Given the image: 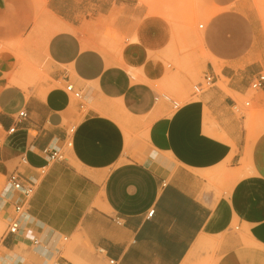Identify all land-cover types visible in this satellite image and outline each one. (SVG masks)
Here are the masks:
<instances>
[{"label": "crops", "instance_id": "1", "mask_svg": "<svg viewBox=\"0 0 264 264\" xmlns=\"http://www.w3.org/2000/svg\"><path fill=\"white\" fill-rule=\"evenodd\" d=\"M83 5L46 0L54 30L27 36L25 56L44 71V93L9 84L20 63L0 54V195L9 173L35 178L44 169L18 233L3 228L1 264H264V130L248 142L233 114V98L249 91L264 105V83L250 88L264 76L261 12L252 0H214L202 38L221 62L218 74L204 64L200 79L213 84L177 105L156 89L173 72L161 60L137 59L142 47L108 54L90 44L86 29L104 16L88 17ZM53 147L62 161L42 153ZM204 239L214 251L189 255Z\"/></svg>", "mask_w": 264, "mask_h": 264}, {"label": "rangeland", "instance_id": "2", "mask_svg": "<svg viewBox=\"0 0 264 264\" xmlns=\"http://www.w3.org/2000/svg\"><path fill=\"white\" fill-rule=\"evenodd\" d=\"M0 0V8L4 16L0 17V54H10L20 63L18 71L14 72L16 79L23 83V88L37 89L44 93L47 89L41 83L47 79L44 71L31 64L25 56V50L30 31L48 35L55 28L56 22L45 9L46 0H15L17 5H9ZM254 8L264 17V0H252ZM88 17L95 18L97 12L103 14L97 22V27L86 29L90 44L104 53L118 52L123 48L142 49L137 54L141 60L153 57L169 66V73L163 84H157L158 94L172 99L177 105L196 98L192 96V88L199 82L204 64H210L218 74L221 62L213 55L203 51V34L215 14L214 0H83ZM252 8V6H251ZM168 9V10H167ZM167 13L169 16H167ZM167 20L170 23V37L167 39ZM96 25V24H95ZM198 25L202 28L199 29ZM264 27V22H263ZM28 32V34H27ZM42 32V33H41ZM31 43V42H30ZM150 45H157L158 53H150ZM168 46V47H167ZM199 66V68H198ZM198 68V69H197ZM196 73V74H195ZM189 79L185 88L181 82ZM13 79L9 84H13ZM254 91H249L244 97L233 98L239 105L233 110L236 119H243L241 125L246 132V140L250 142L258 133L264 130V105L255 106L251 102ZM249 101L244 107L243 102ZM213 190H217L218 177L212 175ZM227 184L222 188L227 190ZM236 225H231L233 230ZM4 224L0 222V235ZM239 228L237 233L241 234ZM215 244H213V247ZM208 249L214 251L215 247Z\"/></svg>", "mask_w": 264, "mask_h": 264}, {"label": "built area", "instance_id": "3", "mask_svg": "<svg viewBox=\"0 0 264 264\" xmlns=\"http://www.w3.org/2000/svg\"><path fill=\"white\" fill-rule=\"evenodd\" d=\"M201 28V26H199ZM264 83V76L258 75L250 84L251 90H256ZM213 84V77L210 75H204L200 81L192 88V94H198L201 91L207 89ZM64 92L70 95L73 99L79 100L80 93L75 90L72 85L67 84L64 87ZM82 109V105H80ZM18 118L25 117V114L21 111L17 115ZM14 127L7 130L8 133L13 132ZM72 128L69 130L71 132ZM62 146L69 147L70 142H65ZM42 153L47 155L48 161L60 162L64 159V154L61 147H53L49 150H43ZM44 174V169H39L38 175L35 178H24L19 172L13 171L9 173L5 179L4 188L0 195V214L7 213L6 223L4 226L3 235H15L20 228V217L26 210L32 195L40 181L41 176ZM8 207L9 209L5 208ZM152 211L148 213L151 215ZM32 244H37L36 240L32 241ZM112 264V261H110ZM1 264V262H0ZM43 264H59L57 260L47 261Z\"/></svg>", "mask_w": 264, "mask_h": 264}, {"label": "bare ground", "instance_id": "4", "mask_svg": "<svg viewBox=\"0 0 264 264\" xmlns=\"http://www.w3.org/2000/svg\"><path fill=\"white\" fill-rule=\"evenodd\" d=\"M168 10V9H167ZM167 16H169V14L167 13ZM199 26H201V25H198V28H199ZM202 27V26H201ZM54 30V29H53ZM53 30H51V31H53ZM56 30V29H55ZM19 79H16V78H12L13 79V84H15V85H17V86H19V87H21V88H23V83H21L20 81H18V80H20V76L18 77ZM25 88V87H24ZM196 246H195V248L194 249H192L191 250V252H190V254L189 255H195V254H197L196 253V251L198 252V251H204V252H207V250L208 249H210L211 248V241L209 240H207V239H204V240H198L197 242H196ZM207 264H212V262L210 261V259H208L207 260V262H206Z\"/></svg>", "mask_w": 264, "mask_h": 264}]
</instances>
